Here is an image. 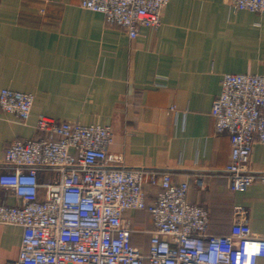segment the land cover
<instances>
[{"label": "crops", "instance_id": "1", "mask_svg": "<svg viewBox=\"0 0 264 264\" xmlns=\"http://www.w3.org/2000/svg\"><path fill=\"white\" fill-rule=\"evenodd\" d=\"M81 1L0 0V90L34 95L26 122L0 108V162L14 142L41 134V115L109 125L111 157L188 181V200L208 210L211 234L243 225L264 237V184L231 189L230 135L215 131L211 114L223 74H264V14L233 11L227 0H170L159 27L131 38ZM249 168L264 173V144L254 143ZM52 176L44 171L41 181ZM147 190L151 201L156 189ZM17 202L0 187V203ZM129 214L132 243L148 253L152 218ZM22 235L0 223V264L18 257Z\"/></svg>", "mask_w": 264, "mask_h": 264}, {"label": "built area", "instance_id": "2", "mask_svg": "<svg viewBox=\"0 0 264 264\" xmlns=\"http://www.w3.org/2000/svg\"><path fill=\"white\" fill-rule=\"evenodd\" d=\"M170 0H82L131 38L157 28ZM231 10L264 14V0H227ZM214 99L215 131L228 132L226 172L231 189L264 184L249 168L255 142L264 144V74L225 73ZM34 95L3 88L0 108L26 122ZM38 137L10 145L0 162V187L16 195L0 203V223L23 229L19 255L5 264H264V237L235 225L229 235L209 232V212L188 200L189 182L168 172L129 168L111 157L109 125L38 119ZM120 163V165H119ZM52 178L43 183L41 173ZM44 187L47 195L40 198ZM148 187L156 189L148 200ZM147 211L154 225L148 253L132 243V216Z\"/></svg>", "mask_w": 264, "mask_h": 264}]
</instances>
